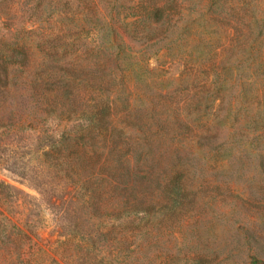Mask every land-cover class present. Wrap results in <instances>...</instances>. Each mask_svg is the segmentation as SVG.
<instances>
[{"label":"rangeland","instance_id":"obj_1","mask_svg":"<svg viewBox=\"0 0 264 264\" xmlns=\"http://www.w3.org/2000/svg\"><path fill=\"white\" fill-rule=\"evenodd\" d=\"M156 2L103 0L117 22L115 37H105V26L87 23L85 29L95 43L116 38L125 45L135 62L133 78L149 74L147 65L150 76L165 80L166 105L188 104L170 129L155 134L158 127L139 108L146 87L135 86L133 96L124 89L111 110L113 135L122 133L120 152H128L130 166L135 157L128 143L147 153L162 170L156 175L160 183L146 187L133 209L130 203L110 207L89 219L82 200L68 197L71 183L53 166L61 118L44 113L39 133L43 121L26 120L17 135L1 127V248L13 247L15 254L37 248L38 256L50 255L59 264H264V0H171L172 24L159 29L141 16ZM41 7L36 22H25L26 14L24 22L0 20V36L10 29L12 38L34 43L56 32L60 4L47 0ZM42 56L34 45L30 65L41 64ZM46 87L39 85L38 92ZM95 94L80 93L69 125L74 116L81 120L83 105L100 98ZM19 97L13 90L5 126L16 120L11 110L30 116L36 106L26 101L16 109ZM173 112L166 119L172 121ZM173 176L176 182L163 186ZM101 223L108 225L100 230ZM17 229L25 236L12 246L7 236ZM84 232L100 245L83 247ZM66 234L74 240L58 255L56 241Z\"/></svg>","mask_w":264,"mask_h":264},{"label":"trees","instance_id":"obj_2","mask_svg":"<svg viewBox=\"0 0 264 264\" xmlns=\"http://www.w3.org/2000/svg\"><path fill=\"white\" fill-rule=\"evenodd\" d=\"M51 1L55 5L60 4L61 10L56 32L43 33L41 40L34 43L23 38H12L10 29L6 36H0L10 38L5 41L0 38V128L6 127L17 135L22 131L19 129L25 125L26 120H33L40 124L44 119L42 118L44 113L55 112L57 117L61 118V123L57 127H62V130L59 134L55 133L59 139L52 151V161L57 171L71 183V189H67L68 197L82 200L85 212L90 216L89 219L101 216L110 207H121L130 203V209H133L136 206L135 201H138L137 204L142 203L140 195L146 187L160 183L162 178L156 175L157 170H162H156L158 162H153L148 154L140 149L136 150L137 147L133 143H128L130 157L132 159L135 157L133 166H130V158L127 159L125 155L128 152L125 154L120 152V145L123 143L122 133L113 135L116 127L112 122L111 110L116 103L115 100L119 99L124 89H128L133 96L135 86L139 84L141 88L146 87L149 92L146 93L145 90L142 92L145 98L139 108L140 112L151 121L150 125L158 127L154 134L165 131L168 125L170 129L171 125L177 121L175 116L188 104L175 101L174 109L166 105L165 103L170 99L167 98L165 80H157L158 76H150L149 74H153L150 73L152 69L147 65L145 69L149 74H142L141 78H137L136 73L133 78L135 68L131 67L132 65L135 67V62L128 60L125 45H120L116 38L111 39L108 44L94 42L89 35L92 33L91 30L85 29L87 23L105 26L109 31L105 37L109 38L111 34L115 37L114 26L117 22L105 12L103 0H49ZM158 1L147 10L141 9V16L159 29L160 26L168 27L170 23L172 24L174 15L171 11V0ZM44 2L46 4L47 0H0V20L1 22L3 20L24 22L22 18L26 14L25 22L28 20L30 23L36 22ZM82 34L86 37L80 39ZM34 45L41 46L43 53L41 64H36L35 67L33 64L30 65ZM32 69L35 70L31 71ZM126 71H130L132 75L129 76ZM41 84L47 86L44 92H38ZM154 87L157 89L156 92ZM13 90L19 91L20 96L19 100H15L16 109L26 101L27 107L30 106L29 101H35L36 106L35 108L31 106L30 116L11 110L14 115L11 118L16 120L11 122L10 126H5L7 124L5 121L9 119L8 99L12 96ZM90 91L96 92L95 95L100 98H93L96 100L91 105H83L81 120L74 116L72 118L74 123L69 125L71 115L79 106L77 99L80 98V93L85 94ZM3 104L5 105L2 106ZM124 106L128 110L131 109L128 98H125ZM171 109L174 110L172 121L166 119L172 115ZM44 125L43 121L40 130L37 131L36 128L35 131L39 133ZM147 129L151 134V126H147ZM85 165L88 166L85 167ZM177 178L176 176L166 178L163 186H167L169 182H176ZM1 207L0 204V225L1 218H5ZM126 222L128 221L125 220L119 224ZM107 225L101 223L100 230ZM85 234L86 240L82 244L83 247L100 245L99 240L90 243L91 238H88L87 233ZM22 235L25 236L21 230L17 229L7 238L13 246L16 244L17 237ZM61 236L64 238L60 237L56 241V250H59L58 255H65L64 250L74 239L71 234ZM0 243L5 241L0 239ZM36 249L22 250L15 254L13 247L9 249L0 246V264H16V260L19 264H59L50 255L38 256L37 252L41 250ZM41 257L44 258L41 260Z\"/></svg>","mask_w":264,"mask_h":264}]
</instances>
